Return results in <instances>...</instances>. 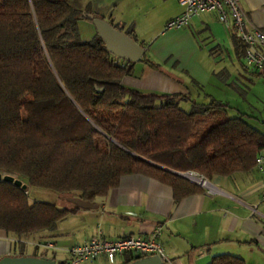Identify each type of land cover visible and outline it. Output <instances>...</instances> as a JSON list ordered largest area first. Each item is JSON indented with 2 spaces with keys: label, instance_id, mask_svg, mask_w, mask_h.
Wrapping results in <instances>:
<instances>
[{
  "label": "trees",
  "instance_id": "obj_1",
  "mask_svg": "<svg viewBox=\"0 0 264 264\" xmlns=\"http://www.w3.org/2000/svg\"><path fill=\"white\" fill-rule=\"evenodd\" d=\"M82 12L71 0H0L1 174L92 203L140 174L170 186L177 203L204 189L176 173L210 182L255 168L264 131L250 117L229 116L208 96L123 85L132 64L117 63L96 33L82 39ZM76 210L30 201L26 189L0 181V231L15 245ZM125 255L124 264L141 257ZM207 264L244 261L218 254Z\"/></svg>",
  "mask_w": 264,
  "mask_h": 264
},
{
  "label": "crops",
  "instance_id": "obj_2",
  "mask_svg": "<svg viewBox=\"0 0 264 264\" xmlns=\"http://www.w3.org/2000/svg\"><path fill=\"white\" fill-rule=\"evenodd\" d=\"M71 1L80 10L106 19L134 38L144 48L146 60L155 65L146 64L142 56L132 63L131 75L122 79L123 85L143 92L189 95L191 85L196 89V95H190L193 99L200 101L198 98L202 97L204 102L210 97L225 104L229 116L250 117L264 131V114L251 108L246 110V98L252 94V88L256 85L264 88V74L243 67V44L215 13H202L193 17L186 27L161 33L165 22L182 11L176 0H124L130 4L133 17L146 21L145 30L153 37L174 32L154 45V41L139 39L135 19L114 14L115 9L108 13L103 0ZM116 4L112 2L113 6ZM239 5L248 18L246 28L257 27L264 32V0H239ZM80 25L86 29V40L90 39L95 33L93 26L78 22L81 36ZM115 58L119 64L125 62ZM232 102L244 103L245 108L233 106ZM210 184L212 192L204 189L175 203L170 186L140 174L122 176L117 187L94 202L98 205L96 209H78L58 222L54 231L28 238L51 243L52 249L65 253L69 246L83 243L96 234L106 239L145 236L158 225L161 228L158 240L171 264H207L218 254L235 255L244 264H264V202L260 199L264 171L253 168L247 173L215 176ZM16 246L11 237L0 231V257L18 255ZM33 254L51 257L58 264L54 253H34L23 248V255ZM125 254L116 256L113 264H124ZM89 263L110 264L103 256Z\"/></svg>",
  "mask_w": 264,
  "mask_h": 264
},
{
  "label": "built area",
  "instance_id": "obj_3",
  "mask_svg": "<svg viewBox=\"0 0 264 264\" xmlns=\"http://www.w3.org/2000/svg\"><path fill=\"white\" fill-rule=\"evenodd\" d=\"M182 11L179 15L170 18L162 27L161 33L171 29H178L189 25L190 20L202 13H215L218 20L224 25L231 27L237 39L244 46L243 67L248 71L264 73V32L259 28H246L248 18L240 8L239 0H176ZM255 169L264 171V150H261L255 159ZM197 181L190 179V176ZM185 177L195 182L205 190L212 192V185L202 177L192 173H185ZM210 185V187L208 185ZM261 202H264V190L261 192ZM161 228L156 225L145 235H124L115 239H106L100 234L91 236L83 243L73 244L65 249L66 258L62 264H83L91 262L103 256L113 264L116 256L125 253L139 254L144 256H157L162 264H171L165 255L164 248L159 242ZM45 248H53V244L46 243Z\"/></svg>",
  "mask_w": 264,
  "mask_h": 264
},
{
  "label": "water",
  "instance_id": "obj_4",
  "mask_svg": "<svg viewBox=\"0 0 264 264\" xmlns=\"http://www.w3.org/2000/svg\"><path fill=\"white\" fill-rule=\"evenodd\" d=\"M81 16L92 23L97 37L103 41L105 49L112 56L131 64L142 58L144 48L128 34L114 27L106 19L92 13L82 12ZM176 174L186 178L185 174ZM0 181L12 183L22 190L26 189V185L21 180L9 174L0 173ZM67 200L78 209H96L98 207L96 203L86 202L79 198L73 197L67 198ZM0 264H55V260L46 256L5 255L0 257ZM127 264H162V261L157 256H144Z\"/></svg>",
  "mask_w": 264,
  "mask_h": 264
},
{
  "label": "rangeland",
  "instance_id": "obj_5",
  "mask_svg": "<svg viewBox=\"0 0 264 264\" xmlns=\"http://www.w3.org/2000/svg\"><path fill=\"white\" fill-rule=\"evenodd\" d=\"M113 1H114V3L115 2L117 3L115 6L112 5ZM118 1L119 2H117V0H103V2L105 3V6L103 8L105 10L109 11L108 13H112V11L115 9L114 14L122 15L126 19L129 18V20H131V19L134 20L135 19L137 21V23H138V35H139L138 37H141L139 39H146V41H150V42L154 41V45H157L160 42H162L163 40L169 38V36L174 33L173 31H171V32H167L164 35L157 34V36L153 37L152 34L149 31L145 30L146 27L144 25V22H146V21L141 20L139 17H136V18L133 17V14H131L132 10H130L131 7L129 8L130 4L125 3L124 0H118ZM130 16H132V18H130ZM80 21L82 22V24H87L89 26L92 25V23L90 21H88V20H79V22ZM80 30L83 33L82 34L83 36H81L82 39L86 40L87 39L86 38L87 35L85 34L86 33L85 32L86 29L84 28L83 25H80ZM146 37H152V39L151 40H147L148 38H146ZM262 78H264V77H262ZM207 91L210 93V87H207ZM188 92L192 96L196 95L195 94L196 93L195 87H192L190 85ZM198 99L200 101H203L202 97H200ZM239 100H241V99H239ZM246 101H247L246 110H249L251 108L253 110V112L264 114V88H260L257 85L254 86L252 88V94L246 98ZM231 105L236 106V107L239 106V107L245 108L244 103H240L239 104V103H236V102L235 103L232 102ZM189 106L190 105L188 103H183L182 102L180 104V107L183 110H185V111L189 110ZM253 125L255 127H257V128H261V125L259 123H255L254 122ZM186 180H188L189 182H192V183L195 184V182L190 181L187 178H186ZM22 183L26 185V191H27V194H28V199L30 201H33V200L45 201V202H48V203H52V204H54V205H56L57 207H60V208H63V207H67V208L74 207V205L71 204L67 200V198L61 197L59 194H57L53 190L29 187L25 180ZM206 188L207 187H204L203 189H206ZM51 239H52V237H51ZM33 241H35L34 238H33ZM33 241L31 239L30 240L28 239L22 246L17 243L16 247H17V249H20V248L23 247L25 251L34 252V253L37 252V251L45 253V254H53L54 253V254H56V263L59 262L60 259H62L64 257V255H66L63 251L58 250L57 248H55V249L45 248L44 246H39L38 248H35ZM83 264H90V263L87 262V263H83Z\"/></svg>",
  "mask_w": 264,
  "mask_h": 264
},
{
  "label": "bare ground",
  "instance_id": "obj_6",
  "mask_svg": "<svg viewBox=\"0 0 264 264\" xmlns=\"http://www.w3.org/2000/svg\"><path fill=\"white\" fill-rule=\"evenodd\" d=\"M193 178V179H192ZM190 179H192L193 181H197V178H195L194 176H190ZM205 185H208L207 183ZM210 187V185H208Z\"/></svg>",
  "mask_w": 264,
  "mask_h": 264
}]
</instances>
